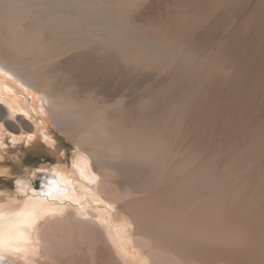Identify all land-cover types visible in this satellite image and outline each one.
Instances as JSON below:
<instances>
[{"label": "rangeland", "instance_id": "obj_1", "mask_svg": "<svg viewBox=\"0 0 264 264\" xmlns=\"http://www.w3.org/2000/svg\"><path fill=\"white\" fill-rule=\"evenodd\" d=\"M50 1L69 29L45 31L32 44L36 53L21 59L59 94L65 112L58 117L45 94L0 67L5 95L10 81L27 101L11 112L0 94V206L44 195L53 169L76 170L85 156L76 137L91 128L89 114L122 111L131 128L121 148L86 145L99 176L89 203L60 202L61 214L40 222L35 253L15 264H140L145 256L147 264H186L162 250L163 237L179 239L185 227L199 235L195 227L219 229L220 220L238 227L237 238L219 234L224 244L250 245L244 226L264 225V0ZM10 42H0L1 54L22 57ZM85 64L90 71H82ZM18 186L30 188L20 194ZM100 215L114 230L127 225L124 255L103 232ZM146 227L157 229L149 241L140 238ZM205 241L197 244L217 249Z\"/></svg>", "mask_w": 264, "mask_h": 264}, {"label": "bare ground", "instance_id": "obj_2", "mask_svg": "<svg viewBox=\"0 0 264 264\" xmlns=\"http://www.w3.org/2000/svg\"><path fill=\"white\" fill-rule=\"evenodd\" d=\"M52 3L53 2H51L50 0H2L0 2V8H1L0 14H3L0 17V42L1 43H5V42L8 43L10 41L14 42V43H12V42H10V43L15 45V49H17L16 52H19L18 55L24 54L26 56V54L28 55V53H30V52L34 53V54L36 53L35 51L37 50L38 47L36 48L33 46H37L38 44L36 43L37 45H34L35 44L34 41L38 42V41L42 40L43 39V33L45 31H49L50 35L52 33H54L53 35H56L57 33H64L65 30L69 29V26L67 25L68 23H64L65 21L60 16L55 15L56 14L55 12H54L55 14L51 13V11H52L51 4ZM42 11L43 12L45 11L47 14L46 13L43 14ZM41 13L43 15H47V16L45 17L42 15V17H45V18H42L40 15ZM75 40L76 39L74 38V36H71L69 38V43L74 42ZM32 44H33V46H32ZM79 50H81V49H79ZM3 51L4 50L2 49V52ZM24 55L22 57L21 56H13V58H11V57L8 58V56L6 57V55L3 56L1 54V50H0V67L2 69V72L5 71L6 74H8L9 76L16 77L18 79V81L21 82L24 86L31 87V88L35 89L37 92H42L43 94H45L46 97L48 98L49 102L51 103L53 109H55V111L57 112V116L63 117L62 112H65V106L61 101V97H59L58 93H54V91H52L49 82L47 83L44 80H41L39 75H37V74L36 75L31 74L30 72H29L30 73L29 74L26 71L27 69L22 64V62H24V59L23 60L21 59L23 57L25 58ZM106 64H108V63H106ZM90 70H91L90 65L86 66V64H85L84 66H82V71L88 72ZM2 77L5 78L4 74L0 73V94H2L6 98V101L11 108V112H14L15 110H24L25 106H27V101H25V100L14 95V94H16V92L14 90L9 89L8 86H12L14 88H15V86L11 85L9 80H8L9 82L6 80L8 82L7 83L8 86H6V88L8 89L9 95H5V94H7V91H4V89L1 85V82L4 80ZM123 113L124 112L120 111V113H119L120 115L116 114V116L105 117V118H102L98 112L89 114L91 116V118L93 117V119H94L92 122L91 128L86 130V131H81V133H79L76 137L77 138V142H76L77 145L79 147H81L83 149V151L85 152V156H84V154H83L84 157L82 156L83 159L82 158H81L82 160L80 159L81 162L79 164L77 163L76 170L75 169L67 170L64 168L53 169L47 175H45V181L46 182L42 186L44 195H41L38 197L37 196H31L22 205H16L15 204L12 206L11 205L0 206V213L3 214L4 223H5L4 243H3V247L0 248V264H15L14 258L21 257L23 259H26L27 255L29 256L30 254L32 255L35 253V251L37 249V242H38V240H40L39 238H40L41 232L38 230V227H40L39 226L40 222L42 220H45L46 218H50V217H54L56 215H60L62 212V207L60 206V202L62 203V201L64 199L76 197L82 203H86V204L89 203V201H90L89 196L91 193L90 191H92L90 187L97 183V180H98L97 176L98 175L94 172V170L91 166V162H92L91 159H92L93 155H91V153H89L85 147H86V145H89V143H91V145H93V143L94 144L96 143L95 145H100L102 142L101 145H104L103 141H107L108 143L115 144L121 148L123 146L124 142L128 139V135H129L128 128L131 125V123L129 122L130 121L129 118H127L125 114H124L125 115L124 116ZM81 114H83V113L81 112ZM74 117H75V115H74ZM94 138H99L100 140L94 141ZM34 176H38V174L35 173ZM30 181H31V179H30ZM32 182L33 181H31L30 184H32ZM28 188H30V186H18L20 194H24L28 190ZM240 197H242V196H240ZM245 197H246V195H245ZM246 198H245V200L248 199V198L247 199ZM177 200H178V198H177ZM55 201H57L58 203ZM11 203H14V202L12 201ZM8 204H10V202H8ZM210 204L212 205V203H210ZM219 204H221V203L219 202ZM242 204H240V205L242 206ZM211 205H209V206H211ZM156 206H158V208H160L159 204ZM239 206H238V209H239ZM172 207H173V205H172ZM203 207H204V205H203ZM205 207H206V205H205ZM243 207L245 209L246 206H243ZM112 208H114V207H112ZM235 208H236V206H235ZM142 209L146 210V207L145 208L142 207L141 210ZM244 209H242V210H244ZM147 210H149V209H147ZM208 211H209V209H207V212ZM143 212L144 211H142V212L140 211V218L144 217L143 215H145V213L143 214ZM156 212L157 211H155L154 214ZM158 212H160V211H158ZM158 212H157L156 217H158ZM167 212H169V211L166 210V213ZM217 215H219V214H217ZM146 216L148 217V214H146ZM197 216H199V215H197ZM197 216H195V217H197ZM232 217H234V216H232ZM100 218H101L100 222H101V224L105 230V231L103 230V232L106 233L108 236H110L108 238H110L112 240L111 242H113L114 245H116V247L119 250H121V253L124 255L126 252V246H125V244L122 243L123 241L121 242V239L122 240L124 239L125 236L123 234H126V231H128L127 225L123 223L124 225L123 224L122 225L124 227L122 226V227L114 230V226L112 227L110 222H107L108 220L106 221V219L103 218V216L101 217V215H100ZM182 218H184V216ZM145 219H146V217H145ZM145 219L143 218L142 220H145ZM24 220L28 221L29 226L23 228L22 233H16L15 234L16 238L12 242H9L8 234H7V225L9 223H15L16 221H24ZM146 220H148V219H146ZM150 221L151 220L149 219L148 222H150ZM196 221H195V223H196ZM223 223H225V222L221 221V220L219 221L218 225L220 226V228H219L220 230L216 229L218 227H216V228L213 227L211 229V228H209L210 224L207 226L206 223H204V225H201L202 224L201 223L200 224L201 226L199 225V228L195 227L197 229V230L195 229L196 231H199V229L201 230V232L200 231L198 232L199 235L193 234L194 232L190 233V230H189L190 228H188V227H187V229H185L186 227L184 228V230L182 231V234L180 233L181 234L180 237L181 236L182 237L179 239L176 238V236H174L171 233L168 235H165V237H163L164 239L162 240V243L164 244L162 246V250L165 252H169V253H173L174 255H177L186 264H191L192 262H195L197 264H264V225H261V222L257 221V223H260V225H257L256 227L250 229V226L246 227L248 225V224H246V226H244V227L249 228V230H251V232H248V230H247V233L244 236L250 240V245L247 246V242H246V247H243L240 249L239 248L236 249L237 247H235V249H232L230 247L233 245L229 246L230 242H229L228 246H227V244H224L225 240L223 238H220L219 234L221 235V234L225 233V234H227L226 236L229 237L228 238L229 240H230V238L234 239L237 235L236 230L238 233V227H236L235 224L234 225L231 224L230 226H226ZM146 224H147V222H146ZM250 224L251 223H249V225ZM255 224L256 223H254V225ZM102 226H101V228H102ZM129 226H130V224H129ZM173 226H175V225H173ZM180 226H182V225H180ZM237 226H239V225H237ZM240 226H242V225H240ZM177 228H179V227H177ZM203 228H204V230H203ZM151 229H156V228H150L149 229L146 227L143 229V230H145V232L141 231V228H140V238H142V237L146 238V239H148V241L150 239H152V237L154 235L152 234ZM180 230H181V228L178 231L180 232ZM191 231H192V229H191ZM151 234H152V237H151ZM234 234H235V236H234ZM222 237H225V236H222ZM154 238L156 239V237H154ZM154 238H153V240H151V242L147 243V249H150L149 254H151V252L154 251V249H153L154 248L153 246L155 245ZM191 239L196 240V241H194L196 243H194L193 245L190 244ZM221 239H223L224 241ZM125 240H126V238H125ZM210 240L212 241V243L214 242V243L218 244L217 249L213 250L214 245H213V248L211 249V248L207 247L206 245L200 246L199 243L197 244V242H199V241H203V242L208 241L209 242ZM249 240H248V242H249ZM237 241H239V240H237ZM156 242H158V241L156 240ZM152 244H154V245L152 246ZM126 245H128V244H126ZM225 248L227 250H225ZM141 249H142V247H141ZM128 253H130V252H128ZM140 254H143V256L145 255L141 251H140ZM126 255H128V254L126 253ZM155 255H157V254H155ZM148 256H149V258L151 257L150 255H148ZM243 257H245V258L248 257L247 261L242 260ZM148 260L149 259L146 258V256L142 257V258H140V264H147Z\"/></svg>", "mask_w": 264, "mask_h": 264}, {"label": "snow or ice", "instance_id": "obj_3", "mask_svg": "<svg viewBox=\"0 0 264 264\" xmlns=\"http://www.w3.org/2000/svg\"><path fill=\"white\" fill-rule=\"evenodd\" d=\"M28 221H16L15 223H9L7 225V234L9 242H12L16 238V233H22L23 228L28 227ZM5 237V223L3 214L0 213V248L3 247Z\"/></svg>", "mask_w": 264, "mask_h": 264}]
</instances>
